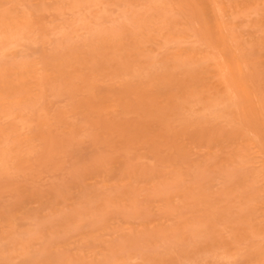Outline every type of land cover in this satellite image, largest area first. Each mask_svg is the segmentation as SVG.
<instances>
[{
	"label": "rangeland",
	"instance_id": "1",
	"mask_svg": "<svg viewBox=\"0 0 264 264\" xmlns=\"http://www.w3.org/2000/svg\"><path fill=\"white\" fill-rule=\"evenodd\" d=\"M217 16L243 55L252 106L233 73L214 66L231 53L209 46ZM83 37L86 51L108 59L96 75L108 99L127 87L116 77L125 67L193 66L204 73L179 72V83L203 100L248 103L251 132L236 144L221 122L223 141L190 129L174 142L156 124L140 142L109 128L93 142L87 132L102 131L70 105L87 99L76 76L57 75ZM0 88V147L33 144L0 173V264H264V134H254L264 132V0H0ZM121 120L136 132V119ZM71 129L77 146L64 140Z\"/></svg>",
	"mask_w": 264,
	"mask_h": 264
},
{
	"label": "bare ground",
	"instance_id": "2",
	"mask_svg": "<svg viewBox=\"0 0 264 264\" xmlns=\"http://www.w3.org/2000/svg\"><path fill=\"white\" fill-rule=\"evenodd\" d=\"M209 3L211 4V2ZM210 11L213 15L216 12L213 9ZM214 18L216 32H214L215 37L212 40L208 37L209 41H211L209 46L214 50H219L222 54L227 50L231 51L225 62H215L214 66L222 75H225V71L233 73L235 83H237L236 87L246 92L244 100L252 106L253 97L247 88L245 74L242 69L243 55L234 52L235 44H233V40L235 41V38L228 30V21L220 16ZM85 39V37L79 39L82 40V43H80L82 48L79 45V53L76 50L75 54L69 52L68 56L74 58L73 60L72 58L68 59L69 71H58L57 75L63 77L70 74L72 77L73 74L71 72H73L76 76V89L83 92L87 99L81 103L77 101L78 104L73 101L70 105L73 110H76L78 105L87 109V112L80 119L85 124L90 125V127H97L102 131L101 134L87 132V136H90L93 142H104V134L107 128L113 131V138H121L125 133H128V137L132 141L140 142V140L143 141L142 137L152 138L153 126L156 124L163 125L162 128L167 137H162V139H169L174 142L182 137L185 131L190 129L193 131L194 138H197L196 135H198L199 138L207 142L218 143L223 141L224 134L220 129L221 122L231 124L230 128L234 131L233 139H237L235 141L236 144H242L245 138L241 137L251 132L253 121L248 103H237L232 96L214 101L210 99L203 100L197 96V92L195 94L192 92L193 89L191 87L194 85H182L179 83L180 79L177 75L180 73L185 76L188 74L200 76L204 73L202 69H195L193 66H181L174 62L163 67L162 72L152 63H149L142 71L135 67H125V70L121 74H116V77L120 81H123L122 78L125 79L126 81L124 82L127 87H124L122 91H118L115 99H108V96L101 89L103 78H96V75L99 74L97 64L106 66L108 59L100 57L95 50L86 51L83 47V45H86L83 42ZM112 39V36L108 39L109 46L111 45L110 43H114ZM97 45L99 44L95 46ZM6 49L12 50L10 46L1 47L2 52ZM10 71L12 73L14 70ZM84 71H87V74L82 73ZM14 72L16 74L18 71L15 69ZM224 81L226 82L225 79ZM133 83H137V86L139 85L135 90L132 87ZM181 87L184 88L181 89ZM11 88L9 86L6 90ZM180 90L181 94H179ZM4 91L5 88H0V93H4ZM198 94L201 93L198 92ZM263 104L264 102L261 101V107ZM108 110H111L116 116L114 120L106 118ZM233 113L236 115H233ZM127 115L136 119L137 130L135 133H130L125 126L121 125L123 122L121 119L127 117ZM208 121L214 122L210 132L206 134L199 133L196 127ZM261 124L262 128H264V120H262ZM257 131L264 134L261 128L254 130V134L257 135ZM78 135H80L79 132L71 129L68 133V139L64 138V140L70 145L77 146L79 145ZM225 136L227 137V133H225ZM120 140L115 139V142ZM23 148H26V152H31L33 144L29 140H17L16 149L12 150L6 146L0 147V173L10 174L17 169L16 162ZM255 159L257 162L261 157L256 156ZM176 169L179 170L177 167ZM179 172L182 175L186 174L181 170Z\"/></svg>",
	"mask_w": 264,
	"mask_h": 264
}]
</instances>
